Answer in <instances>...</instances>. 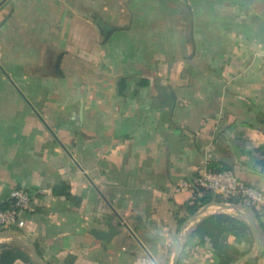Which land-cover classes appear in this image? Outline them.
<instances>
[{"label":"crops","instance_id":"1","mask_svg":"<svg viewBox=\"0 0 264 264\" xmlns=\"http://www.w3.org/2000/svg\"><path fill=\"white\" fill-rule=\"evenodd\" d=\"M218 167L264 191V0H0V208L33 196L0 233L47 264H172ZM212 193L237 201L198 210L253 221L264 264V205ZM200 221L179 264L219 261Z\"/></svg>","mask_w":264,"mask_h":264},{"label":"trees","instance_id":"2","mask_svg":"<svg viewBox=\"0 0 264 264\" xmlns=\"http://www.w3.org/2000/svg\"><path fill=\"white\" fill-rule=\"evenodd\" d=\"M223 169L231 168L218 167L213 168L212 170L218 171ZM213 199L232 202L237 201L233 199L227 200L213 194L211 191H205L199 200L186 206L188 215L195 213L202 205L212 201ZM253 207L255 206H251L254 210ZM185 220L186 217L179 220L177 231H179ZM261 228L264 231V223L262 222ZM7 229L9 228H3L0 229V231ZM191 234L193 236H198L202 242L208 241L210 243L212 249L219 258L217 264H234L242 256L249 253L254 244V234L250 223L240 217L232 216L227 213H216L205 217L196 225ZM230 235H234L236 237L237 244L229 242L228 237ZM243 243L245 245L242 248L240 245ZM0 248L2 250L0 255V264H13L17 259L33 263L31 256L19 248L12 247L7 244H0ZM251 262L252 261H249L246 264H251Z\"/></svg>","mask_w":264,"mask_h":264},{"label":"built area","instance_id":"3","mask_svg":"<svg viewBox=\"0 0 264 264\" xmlns=\"http://www.w3.org/2000/svg\"><path fill=\"white\" fill-rule=\"evenodd\" d=\"M197 185L224 197L240 196L247 206H263L264 191L244 183L233 169L218 171L202 170ZM33 196L26 190L15 188L5 208H0V229L10 228L13 224L24 226L22 214L29 210Z\"/></svg>","mask_w":264,"mask_h":264},{"label":"water","instance_id":"4","mask_svg":"<svg viewBox=\"0 0 264 264\" xmlns=\"http://www.w3.org/2000/svg\"><path fill=\"white\" fill-rule=\"evenodd\" d=\"M56 68L58 71L59 68V62L56 63ZM173 96V94H172ZM214 203H216L217 205H219L222 209H227V210H238L241 211V213L246 216L247 218H250V213L248 212L247 209H244V206L242 204L239 203H227L224 201H214ZM209 214L207 213V209L206 207H202L200 210H198L197 212H195L193 215L190 216V218L188 220H186L184 222V224L181 226L180 231L178 233V236L176 238V242H175V253H174V258H173V262L172 264H179V260L181 257V252H182V243H181V233L182 231L191 223L199 221L204 219L206 216H208ZM250 220V219H249ZM251 222V226L253 228H255V225L253 223V221ZM115 230L111 229L109 231H103V230H98V229H94L93 230V234L100 239H108L112 236L113 232ZM256 235V241L254 244V247L250 250L249 253H247L246 255L242 256L236 264H246L247 262H249V260L255 258L259 252V248H260V235L259 232H255ZM16 238L21 240L22 242H24L31 254L34 256V258L40 263V264H47L45 263L44 260H42L38 254L37 251L35 250V248L33 247V245L31 244V242H29L28 239H26L23 236H19L16 233L13 232H6V233H0V238Z\"/></svg>","mask_w":264,"mask_h":264}]
</instances>
